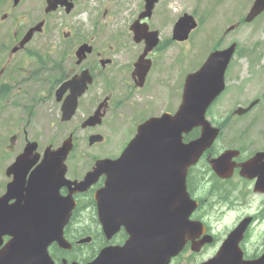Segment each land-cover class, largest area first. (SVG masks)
<instances>
[{
  "label": "flooded vegetation",
  "instance_id": "flooded-vegetation-1",
  "mask_svg": "<svg viewBox=\"0 0 264 264\" xmlns=\"http://www.w3.org/2000/svg\"><path fill=\"white\" fill-rule=\"evenodd\" d=\"M218 3L229 6L227 0H218ZM144 4L145 0H141L136 18L128 25L127 40H120L118 46L96 48L94 38L90 37L78 42V0H19L16 14L5 31L6 42L0 43V123L2 120L9 121L4 124L7 133H22L26 136L30 130L37 129L47 134L49 130L55 129L62 135H72L74 141L80 99L89 97L92 107L89 115L101 106L100 123L81 128L85 129L87 139L92 135H100V140L89 144V147H98L103 152L92 157L89 167L83 170L78 164V142L76 146L73 143L65 161L64 176L69 182L82 180L99 159L116 160L134 139L140 125L163 113L173 114L178 109L182 92L179 88V55H189L190 36L180 42L172 39V29L162 36L160 29L149 26L147 21L150 18L137 21ZM226 11L229 13V8ZM18 17L23 19L20 23ZM133 23L138 27V39L130 30ZM235 23L241 24L239 17ZM36 25L37 31L28 43L15 51L24 35ZM10 28L12 32L8 34ZM146 31H157V45L144 56L143 60L147 61L149 69L142 78L135 71L134 63L150 42ZM37 38H45L50 44L43 49V53L30 46ZM82 44L90 46L91 52L77 63L79 57L76 53ZM72 49H75L72 59L78 71L69 75L65 63L69 61ZM176 52L178 57L175 59ZM91 55L93 58L89 60ZM116 59L126 61V65L122 64L110 71ZM167 60L170 62L163 65ZM84 70L92 76V83L77 99L70 119L62 120V105L69 95L68 89H61L66 83L63 81ZM98 77H102L105 82H94ZM251 82L253 80L244 82L243 78L235 77L225 82L223 93L206 113L217 129L216 142L190 168L186 178L187 193L197 203L190 220L199 222L200 226L193 240L186 242L170 264H201L209 261L245 219H250V223L236 235L235 254L225 255V261L255 262L264 255V192L254 191L255 179L241 173V166L246 161L264 151V128L259 127L263 123L257 122L264 118V110L259 109L264 105V89H259L260 84L254 89L255 82ZM243 99L245 105L242 104ZM250 101L256 102L253 107L236 114L238 109H246ZM46 106L56 119H48L43 113L42 108ZM244 118L246 126L243 125ZM96 129L104 130L105 134L91 132ZM197 135L199 129H192L184 141ZM15 139L13 137V142L5 146L8 156L13 154ZM26 143L25 139L23 147ZM48 146L53 148V145ZM113 149L117 151L110 153ZM224 152L228 153V157L219 167L222 180L211 171L208 163ZM104 179L105 176L101 175L85 192H78L73 186L62 185L58 189L56 196L66 201L62 207H52L50 212L58 215L52 218L55 228L65 222L62 227L65 247L55 242L49 245L47 251L53 264H92L103 249L120 248L130 241L131 234L125 226H119L109 236L103 232L95 193L103 187ZM204 182L206 186H203ZM230 215H234L232 220ZM226 216L230 224L221 226L219 221ZM120 258L119 254L113 255L110 264H116Z\"/></svg>",
  "mask_w": 264,
  "mask_h": 264
},
{
  "label": "water",
  "instance_id": "water-1",
  "mask_svg": "<svg viewBox=\"0 0 264 264\" xmlns=\"http://www.w3.org/2000/svg\"><path fill=\"white\" fill-rule=\"evenodd\" d=\"M155 3L156 0H145V9L138 20L149 17ZM262 10L264 0H255L245 21H251ZM194 27L190 16H182L174 26L173 39L185 40ZM137 29L134 23L131 30L136 39ZM156 34H148L150 42L135 64L142 78L149 68L142 60L156 45ZM29 38L28 34L21 45ZM233 50L231 45L212 53L197 72L186 77L181 104L174 116L164 114L156 122L140 126L116 161L98 160L82 182L72 183L80 192L105 175L104 187L95 196L103 232L109 236L119 226H125L131 234L123 247L102 250L100 259L92 264H110L116 254L121 256L116 264H167L188 240H193L198 226L188 219L193 207L185 193V177L187 169L215 139L216 131L205 121L204 113L223 90V75ZM90 52L87 45L79 47L77 63ZM91 82L87 70L66 81L63 89H69V95L64 102L63 111L68 113L65 119L72 115L77 98ZM99 119L96 111L82 126H94ZM197 127H201V136L184 144L182 134ZM99 138L91 136L89 143ZM35 148V143L27 145L7 170V175L13 173V181L0 197V264H53L47 254L48 246L57 242L65 247L62 237L65 222L55 228L52 218L56 213L44 210L55 205L52 198L59 187L71 184L64 180V161L72 148V137L56 150L48 147L42 162L26 181V173L39 159L38 154L32 155ZM213 170L222 175L217 167L213 166ZM245 171L244 175L256 178L255 190L264 191V152L250 161ZM4 238H8L6 242Z\"/></svg>",
  "mask_w": 264,
  "mask_h": 264
},
{
  "label": "rangeland",
  "instance_id": "rangeland-1",
  "mask_svg": "<svg viewBox=\"0 0 264 264\" xmlns=\"http://www.w3.org/2000/svg\"><path fill=\"white\" fill-rule=\"evenodd\" d=\"M88 1L89 0H78V42H82L89 37L94 38L96 48H100L104 45L118 46L120 40H127L126 33L128 25L136 18V13L140 8L141 0ZM213 1L214 0H158V3L154 7L153 15L147 21L149 26H154L160 29L159 33L162 36H166V32L171 31L173 23L183 13H193L199 20L200 25L193 32L190 40L191 50L189 51V55H179L180 63L178 68L180 81H182L183 77L189 71L196 70L204 61L209 50L216 46L213 45L217 43L218 39H208V36L216 28H218L217 37L220 38L223 30H225L227 26L234 24L237 20L236 15L243 13L247 6V4H238V6H235V8L230 13H227L226 9L230 7H225V4L222 3L218 6H215L213 12L215 14V19L212 22H208L207 11L208 9L213 11ZM2 3L4 5L0 6V16L6 11L10 12L11 8V2L9 0H3ZM13 14L14 11L12 12V15ZM10 19V15L8 14L7 22L3 27H0V35L5 32L7 26L10 24ZM22 20L23 19L19 18V23ZM240 29L242 30L240 31ZM251 29H253V31ZM11 30L12 29L10 28L9 34ZM257 30L258 33L255 34ZM232 42H236L238 47L235 57H233L232 62L228 67L229 72L228 70L226 71V82L233 79V77L248 79V68L251 70L252 74H256V82L264 83V67L261 66V68L257 71L255 68L260 66L262 63L264 64V15L255 20L253 24L241 26L236 31L220 40L217 47L222 48ZM48 45L50 44H48L45 38H37L34 43L30 44L31 48L35 49L39 53H43V49ZM74 50L75 49L71 50L70 59L65 63V67L67 68L66 73L69 75H72L78 71V67L75 66V63L72 59ZM246 52L250 53L246 54ZM252 54L254 55L252 56ZM262 55L263 58L260 62V59L257 57ZM177 57L178 55L176 52L174 54V58L176 59ZM92 58L93 55L89 57V60H92ZM253 58L257 59L252 64L251 61ZM169 62L170 61L167 60V62L163 63V65L168 64ZM122 64L126 65V61L121 62L119 59H116V62L114 66L110 68V71H113L114 68L122 66ZM94 82L99 83L105 81L102 80V77H98L95 78ZM181 84L182 82L179 83V88H181ZM242 104L245 105L244 99ZM260 108L261 107H259V109ZM161 109L163 110V106ZM42 111L43 113H46L48 119H56L54 113L49 111L48 106L43 107ZM91 111L92 107L90 106L89 97L83 96L80 99L78 106V129L76 130V135H74L75 146L76 141L78 142V157L80 158L78 159V164H80L83 170H86L89 167L91 163L90 159L92 157L103 152L102 149H99L98 147L88 146L87 138H85V129H82L80 126L84 121V118L89 115ZM262 121L264 122V118ZM8 122V120H2L0 123L1 129L3 131V133L0 131V193L2 192V188L6 183L4 176L6 165L13 159V157L10 159L6 158L7 154L5 152V146L8 142V137L10 136L7 135V129L4 128V124ZM257 122L259 123L260 120ZM243 123V125L246 126V118H244ZM260 126L264 127V125ZM91 132L94 134H105V131L102 129H96ZM67 136L68 135H62L58 133L55 129L49 130L47 134L42 133L37 129L30 130L26 136H23L22 133L17 135L14 151H18V149L21 147V144L23 143V139L26 137L27 140L38 143V152L42 154L43 149L48 146V144L53 145V147H57ZM106 151H108V147H106ZM115 151L117 150L113 149L110 151V153ZM80 154H83V156H79ZM203 186H206L205 182L203 183ZM230 217L232 220L234 215H230ZM219 222L221 226H227L230 224L228 216Z\"/></svg>",
  "mask_w": 264,
  "mask_h": 264
}]
</instances>
